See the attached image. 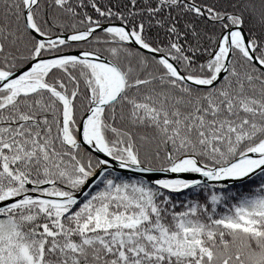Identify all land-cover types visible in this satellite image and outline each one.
I'll list each match as a JSON object with an SVG mask.
<instances>
[{
  "label": "snow or ice",
  "instance_id": "6c2138e0",
  "mask_svg": "<svg viewBox=\"0 0 264 264\" xmlns=\"http://www.w3.org/2000/svg\"><path fill=\"white\" fill-rule=\"evenodd\" d=\"M0 264H264V0H0Z\"/></svg>",
  "mask_w": 264,
  "mask_h": 264
}]
</instances>
